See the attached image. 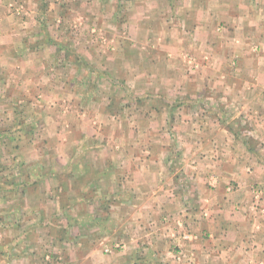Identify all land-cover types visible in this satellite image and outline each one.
<instances>
[{
	"label": "crops",
	"instance_id": "obj_1",
	"mask_svg": "<svg viewBox=\"0 0 264 264\" xmlns=\"http://www.w3.org/2000/svg\"><path fill=\"white\" fill-rule=\"evenodd\" d=\"M9 1L0 0V69L17 77L4 78L0 102L9 105L0 103V136L20 124L24 111L10 110L19 100L37 107L35 120H24L19 133L28 141L30 133L52 134L37 143L36 157L21 158L22 172L11 177L38 182L22 189L21 208L30 195L43 194L33 172L42 181L44 175L58 180L59 189L82 192L86 213L93 198L106 203L103 198L115 196L124 215V198L153 193L164 196L165 207L153 199L149 220L123 223L135 232L120 239L127 249L92 248L85 264H264V165L247 138L252 133L264 144V0H24L20 17ZM185 50L200 70L186 71ZM237 118L244 128L237 130ZM56 148L69 149L68 159ZM80 148L86 179L71 188L65 176L80 174ZM143 149L148 157H140ZM174 149L181 150L177 159L186 173L181 184L172 172L179 164L171 159ZM212 173L216 187L208 183ZM6 179L0 176V185L12 192ZM172 196L180 205L167 202ZM8 202L0 210L6 235L0 264H48L38 236L45 223L28 214L7 221L14 208ZM161 210L169 220L154 219ZM54 238L63 250L66 239ZM140 245L147 261L137 253ZM61 253L51 264H77Z\"/></svg>",
	"mask_w": 264,
	"mask_h": 264
},
{
	"label": "rangeland",
	"instance_id": "obj_2",
	"mask_svg": "<svg viewBox=\"0 0 264 264\" xmlns=\"http://www.w3.org/2000/svg\"><path fill=\"white\" fill-rule=\"evenodd\" d=\"M7 7L12 14H14L17 17H20L21 14L24 13V10L26 9V4L24 3V0H10L7 4ZM220 30H222V26H220ZM254 46H257V44H254ZM185 51L186 53L183 54V59L188 67L186 71L196 72L197 70H200V63H198L196 56L193 53H191V50L190 51L185 50ZM7 71L8 70L6 69H2V70L0 69V94L7 91V86H4L7 83V81L4 78H10L16 80L17 77L15 70H10L11 74L9 76L6 74ZM195 75L196 73L193 74V76ZM93 87L95 88L96 86ZM192 90L195 93L196 89L193 88ZM205 93L210 94L211 91L207 90ZM0 103L4 104L5 102H0ZM5 104H7V106L9 105V103H5ZM228 104L231 106V108L237 110L236 112L238 115V111H239L238 105L232 102H229ZM16 107L17 109L24 111V116L20 115V122H19L20 124L13 123L14 126L13 127L11 126L12 129L9 135L5 137V134H2L3 136H0V176L7 178L5 180V184H10L9 186L11 187V191H12V192H7V191L5 192L2 186L4 182L1 181L0 210H2L4 204L9 203L8 200H10L14 205L12 216L8 215L6 220L7 221L11 220L12 223H17L18 221H21L22 215L24 217L28 214V216L30 217L29 220H39L45 223L44 225L46 226V228L43 230V233H39L38 236L41 239H43L42 250L44 252V255L46 254L45 259H47L46 263L48 264L49 263L51 264V262H53L52 256L54 254L58 255V252H62L61 255H63V258L68 257V259L70 258L68 254L71 253V256H75L77 260V264H85L83 257L92 248H97L99 249V251H102L103 249L104 252L106 253L109 252L110 254L113 252H118L127 249L128 246L125 242L129 241L130 238L133 237L135 232L131 228L130 229L123 228L122 227L123 223L125 221L132 222L136 218H139V216H141L145 221L149 220V218L153 214V211L150 212V210L154 205L153 199L154 200L158 199L157 204L161 207L164 205L163 207H165L166 203L163 199L164 196H160L159 198L157 197L152 198L151 195L153 193H150L145 196L133 195L132 197L124 198L127 200H125L126 202L123 208L121 205H119L121 207V210L124 211V209H126V211L123 213L124 215L119 213V211L117 210V206H116L117 198H115V196L109 198H103L105 199L106 203H103L104 201L100 197L93 198L94 199V201L92 202L94 203L92 204L93 209L89 213H86L84 209L86 204L83 202L85 198L84 197L82 198V194H83L82 192L79 193L80 194L79 196L77 194H74L76 192L68 188H63V186L62 188L59 189L60 182L58 180L55 181L53 177L44 175V181H42L43 179L41 178V176H37L33 172L31 179L35 180L38 178L40 180V185L43 184L42 185L43 194L30 195L28 198L29 206L26 204L27 206H23L21 208V200L22 198H24V196H21V193L27 192L29 188L33 187V185H36L38 182L27 181L25 185L20 183L19 181H15L14 179L11 181V177L14 178L20 175V173L22 172V170L19 167L20 165L19 162H21V158L28 157L31 159L32 157L33 158L36 157L37 143L38 142L42 143L44 138H48L49 136L52 137V134L49 131H45V133L44 131H37L34 133H30L28 134V137L30 138V140L28 141V139L26 138L27 136L24 137V133H19L20 126L22 125L24 120H29V121L35 120L34 117L32 116L35 115V110L37 109V107H35L27 100L24 101L19 100L15 105H13L12 108H10L11 112H13L14 114H15L14 110ZM32 107L34 111L31 109ZM18 114L19 113L17 112V115ZM25 115H29V117H25ZM236 125H237V130H239L240 128H244V125L241 124L240 121H238V118ZM247 138L250 139L249 144L252 145V149H253L252 151L254 152V155L258 157L260 159L259 161L264 165V144L263 146L260 145L252 133H248ZM82 141L81 143L84 144V142ZM22 144H24V148H20V145ZM133 150L136 151V148L131 149L126 156L132 157ZM50 151H52V149L47 150L46 154ZM56 151L59 154H63L64 152H66V154L63 157L68 159L69 149L66 150L65 148L63 149L56 148ZM177 151L181 152V150L174 149L173 157H171V159L173 160L174 163H179V164H174V167H172V172H174L175 176L178 175L179 178L178 181L180 182V178H183L184 175H186V173L184 172L182 173V170L180 168L181 160L177 159L180 158L179 155L176 154ZM139 155L140 157H146V156L148 157L149 149L141 150V152H139ZM77 157L78 159H80L77 160L78 165L82 164L81 167L77 168V170L79 169L78 171H80V174L77 173V176L74 177L72 173H75L76 170L73 171L68 170L67 173L69 175L68 177L65 176L67 178L66 184L68 187L71 188H75L76 185L78 187L83 186L85 182L76 181L78 178L83 180L86 179L85 178L86 175H84L83 173L85 170L83 166V161L86 157V151L84 148H80V150L78 149ZM5 164L6 166H4ZM29 170H30L29 168H26V172L24 173V175L28 174ZM207 179L209 186L211 187H216V185L218 184L217 175L214 173L210 174L207 177ZM106 181H108V179H106ZM145 185L148 186L149 183H145L141 189H144ZM175 198H176L175 196H172L171 200H168L167 202L171 203V201H173V203L180 205V198L179 199L178 198L175 199ZM158 205L156 206L158 207ZM101 206L103 207L105 206V207L102 209ZM21 209H23V211H21ZM99 210H105V211H99ZM165 211L166 210H161L160 213H156L154 215V219L163 220V217L165 219V217L169 215ZM3 214L4 212L0 211V216H3ZM165 220H169V218ZM47 227L53 228L54 230H50ZM146 232L147 234H149L148 230H146ZM185 233H187V231L185 232L183 231L181 235L184 238H188V236H185ZM5 236L6 235L3 231L0 232V242H3L2 240ZM58 236H61L62 238L66 239V245L64 248L65 250L63 249L64 251L62 250L61 242H59L56 238H54ZM120 239H124L125 242H121ZM147 239H148L147 235H144L140 242H143L145 244L147 242L146 241ZM116 243H120V244L116 245ZM141 247L142 245L138 247V249H140V252L137 253L140 257L144 258L143 261H147L148 260L147 254L149 253H147L148 251H145L146 250L145 248L141 249ZM0 253H3L4 255V248H0ZM55 262H57L56 259ZM66 264H71V263L70 261H68L66 262Z\"/></svg>",
	"mask_w": 264,
	"mask_h": 264
}]
</instances>
